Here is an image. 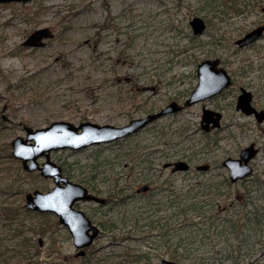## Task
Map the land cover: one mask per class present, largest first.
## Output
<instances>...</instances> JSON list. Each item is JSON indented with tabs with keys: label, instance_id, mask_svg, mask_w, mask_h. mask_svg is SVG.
Instances as JSON below:
<instances>
[{
	"label": "rangeland",
	"instance_id": "374dc122",
	"mask_svg": "<svg viewBox=\"0 0 264 264\" xmlns=\"http://www.w3.org/2000/svg\"><path fill=\"white\" fill-rule=\"evenodd\" d=\"M250 2L253 7L248 6ZM262 9L264 0H31L0 4V205L8 211L20 210L16 220L23 234L35 236L37 250L32 248L31 258L26 260L63 264L77 249L67 227L57 224L53 214H28L20 207L26 193L54 185L53 179L39 172H27L12 155L11 141L26 136L24 126L36 129L55 120L124 125L174 98L184 99L197 82L195 63L220 56L235 70V77L227 93L209 102L225 108L224 126L218 135L204 136L200 131L201 104L196 103L130 136L80 150H55L51 158L71 180L84 185L85 180L90 182L108 199L104 205L94 201L79 205L94 222L104 223L87 249L86 264H162V258L150 251V244L164 250L180 237L184 241L179 248L181 260L174 259L180 264H210L211 256L217 259L224 254L264 264V131L252 116L235 109L240 84L256 85V102L264 106V38L242 49L235 43L264 20L262 14H253ZM194 15L207 20L202 35L192 31L189 20ZM47 26L54 36L47 38L44 46L23 45L33 30ZM251 142L260 147L253 161L254 172L232 188H224L229 193L221 199L223 206L204 204L203 213L180 214L170 222L166 221L171 208L154 213L156 201L169 200L171 194H184L187 189H192L191 196L203 198L206 180L228 176L223 158L237 155ZM177 159L194 160L195 164L211 161L212 167L200 172L193 163L189 172L173 173L164 166L165 161ZM144 183L152 185L154 194L137 192ZM164 213V221L174 230L167 236L152 237L153 231L162 229H152L150 222ZM244 216L259 224L231 225ZM185 218L203 222L180 224ZM2 219L0 213V240L7 235L5 243L11 248L16 238L10 236L13 232L7 234ZM219 223L218 228L211 226ZM40 226L46 228V234L35 233ZM204 229L210 238L202 242ZM1 251L0 264H4L11 251ZM73 259L68 264L82 261Z\"/></svg>",
	"mask_w": 264,
	"mask_h": 264
},
{
	"label": "water",
	"instance_id": "95a60500",
	"mask_svg": "<svg viewBox=\"0 0 264 264\" xmlns=\"http://www.w3.org/2000/svg\"><path fill=\"white\" fill-rule=\"evenodd\" d=\"M12 1L28 2L30 0H0V3ZM194 34H201L206 29V21L203 17L195 15L190 19ZM264 27L261 26L237 40L240 46H244L262 34ZM53 37L49 27H41L34 30L23 42L27 46H44L45 38ZM219 59L207 60L199 66V84L191 92L183 104L177 100L170 101L159 111L150 112L142 117L131 119L128 123L117 126L113 124H99L92 121H84L76 125L67 120H55L49 125L34 129L26 125V137L17 136L12 140L13 155L22 159L23 167L28 171L39 170L44 177H52L55 185L47 191L34 190L26 194L25 207L41 212H52L59 217L60 223L67 226L76 248L80 250L76 256L84 255L86 247L90 246L99 235L100 228L92 222L84 210L76 208L75 203L80 200H94L105 203L104 197L98 196L80 182L72 181L63 174L62 167L51 159L53 150L72 148L78 150L95 144L108 143L119 138L128 136L154 120L181 110L185 106L192 105L209 96L222 91L231 82V76L224 68L216 70ZM237 108L246 114L254 113L259 121L264 120V110L256 109L252 104V93L243 89L238 97ZM216 113L217 117H209V114ZM212 127L221 125V113L212 110H205L203 122L210 123ZM209 129L208 127H205ZM258 149L254 143L244 147L239 157H227L223 164L230 170L232 181L243 179L253 173L250 160L256 155ZM44 156L45 161L41 164L39 158ZM170 165L166 163L165 166ZM189 164L180 160L174 163V170H187ZM198 168L207 169V164L199 165ZM147 184H143L138 191H146ZM40 243L42 241L39 238ZM163 264H179L174 260L163 259Z\"/></svg>",
	"mask_w": 264,
	"mask_h": 264
},
{
	"label": "flooded vegetation",
	"instance_id": "af4514ba",
	"mask_svg": "<svg viewBox=\"0 0 264 264\" xmlns=\"http://www.w3.org/2000/svg\"><path fill=\"white\" fill-rule=\"evenodd\" d=\"M252 5V7H253V4L250 2L249 4H248V6H251ZM249 9V8H248ZM244 12V11H243ZM253 13L254 11H252V10H246L245 11V13ZM253 14H256V15H260L261 16V14L264 16V9H262L261 11H256L255 13H253ZM207 21V20H206ZM261 26H263L264 27V20L263 21H261V22H257V24H254L253 25V27H251V28H249L242 36H240V37H238L237 39H236V44L238 45V47L240 48V49H242V48H246V47H250V46H252V45H254L256 42H258L259 40H261L262 38H264V30H263V32H262V34L260 35V36H258L256 39H254L252 42H250V43H248V44H246V45H244V46H240L238 43H237V40L238 39H240V38H242L243 36H245L248 32H250V31H252V30H254V29H256V28H259V27H261ZM207 29V28H206ZM206 29H205V31L203 32V33H205L206 32ZM203 33H201V34H198V35H202ZM221 39H219V41H220ZM214 43L215 44H218V41H214ZM219 59V64L217 65V68H216V70H219L220 68H224L226 71H227V73L231 76V82H230V84L228 85V86H226L225 88H223L222 89V91H220L219 93H216V94H214V95H212V96H209V97H207V98H205V99H203V100H201V101H198V102H196V103H199V104H201V112H200V114H199V124H200V131H202V133H203V135L204 136H210V135H218V133H219V131H220V129L224 126L223 124H224V118H225V108H221V107H219V106H212V105H210V103L213 101V100H215L216 98H218V97H221L223 94H225V93H227V91H229L230 90V88L234 85V77H235V74H234V72H235V70L233 69V68H230L229 66H228V64H226V62H225V60L222 58V57H220V56H214V57H211V56H208V57H204V58H201V59H199L196 63H195V69H194V76H195V79H196V84H195V86H194V88L191 90V92L197 87V85L199 84V81H200V78H199V66L203 63V62H205V61H207V60H211V61H213V60H215V59ZM245 69V68H244ZM243 69V70H244ZM243 73H246V71H243ZM242 75V74H241ZM250 82H252V81H248L247 83H250ZM260 87V93H261V86H259ZM243 89H246V90H248V91H250L251 93H252V104H253V106L256 108V109H258V110H264V106H261V104H259V103H257L256 102V97H255V89H257V87H256V85H252V84H246V85H242V84H240L239 85V88H238V93H237V95H236V103H235V109H236V111L237 112H240L241 114H243V115H247V116H252L254 119H255V123H256V125L258 126V127H260V128H262L263 129V131H264V120L263 121H259L258 119H257V117H256V115L254 114V113H252V114H246L245 112H243L241 109H239V108H237V101H238V97H239V95L242 93V91H243ZM191 92L184 98V99H181V98H179L178 99V97H177V99L176 98H174V99H172V100H177L179 103H181V104H183L184 102H185V100L188 98V96L191 94ZM185 96V95H184ZM172 100H170V101H172ZM169 101V102H170ZM168 102V103H169ZM210 102V103H209ZM167 103V104H168ZM196 103H194V104H196ZM166 104V105H167ZM194 104H192V105H194ZM192 105H189V106H185L184 108H182L181 110H179V111H176V112H172V113H169V114H166V115H177V114H180L182 111H184V110H186L187 108H189V107H191ZM165 106V105H164ZM163 106V107H164ZM163 107H161V108H163ZM160 108V109H161ZM205 110H212V111H215V112H220L221 113V125L220 126H218V127H212V124L214 123L213 122V120H211L210 121V123H207L206 121H204L203 122V115H204V113H205ZM166 115H164V116H166ZM209 117H212V118H215V117H217V114L216 113H212V114H209L208 115ZM163 117V116H162ZM241 124V123H240ZM149 125V124H148ZM209 126V129H206L205 127H208ZM146 127V126H145ZM144 127V128H145ZM143 129V128H142ZM130 136V135H129ZM251 143H254L255 144V147L258 149V151H257V153H256V155L250 160V164H251V166L253 167V172H254V163H253V161H254V158L257 156V154L260 152V147L255 143V142H251ZM251 143H249L248 145H250ZM12 145V144H11ZM248 145H245L244 147H246V146H248ZM244 147H242L241 148V150L239 151V153L237 154V155H226L224 158H223V160L221 161V163H222V165L224 166V167H226L224 164H223V161L225 160V158H227V157H239L240 156V153H241V151H242V149L244 148ZM13 148V147H12ZM13 155V154H12ZM180 160H184V161H186L188 164H189V168L187 169V170H174V163L175 162H177V161H180ZM43 161L44 160H40L39 159V162L42 164L43 163ZM21 162H22V160H21ZM166 163H169L170 165H168V166H165V164ZM194 163V164H193ZM192 164L194 165V169L195 170H198V171H200V172H206V171H208V170H210L211 169V167H212V163H211V161H205V162H200V163H197V164H195V161L194 160H187V159H177V160H168V161H165L164 162V166L165 167H168V168H171V172H178V171H181V172H189L192 168H193V166H192ZM202 164H207L208 165V168L207 169H201V168H198V166L199 165H202ZM22 167H23V163H22ZM24 168V167H23ZM227 168V167H226ZM63 169V168H62ZM227 170H228V176H226V177H228L229 178V181L232 183V184H235L236 185V183H239V182H241V181H243L244 179H246V178H248V177H246V178H243V179H238V180H236V181H232L231 180V178H230V170L227 168ZM36 172H39L40 173V171L39 170H35ZM35 171H30V172H35ZM28 172V171H27ZM63 173L65 174V172L63 171ZM40 175H41V173H40ZM51 179H53V178H51ZM53 182H54V179H53ZM55 184V183H54ZM145 184H147L148 185V189L146 190V191H138V189H137V192H142V193H151V195L152 194H154L153 192H154V190L155 189H153V187H152V185L150 184V183H145ZM54 186V185H53ZM52 186V187H53ZM88 189H89V191L90 192H92V193H94V194H96V195H98V196H101L100 195V193H101V191H99L97 188H93V187H89L88 185H85ZM140 187V186H139ZM138 187V188H139ZM227 189H229L228 188V186L226 187ZM232 188V187H231ZM50 189H52V188H50ZM172 195V198H170L169 200H166V201H162V202H160V201H156L154 204H155V207H154V213H157V211H164L165 209V207H168V208H171L173 211H171V213L168 215V219H167V222H169L171 219L173 220V219H175L176 220V218H177V216H179L182 212H183V200H184V194H181V193H177V194H171ZM101 197H104L105 199H106V201H105V203H100V202H97L98 204H100V205H104V204H106V203H108V199L105 197V196H101ZM229 197V196H228ZM82 201H94V200H82ZM82 201H77L76 203H75V207L76 208H79V209H82L79 205H80V203L82 202ZM94 202H96V201H94ZM82 210H84V209H82ZM85 211V210H84ZM85 213L87 214V212L85 211ZM166 213H164L163 215H160V216H157V219H155L153 222H158V226L157 227H155V228H152V229H156V228H159V229H162L161 228V226H162V224L163 223H165V219L167 218V215H165ZM56 218H57V220H59L58 219V217L55 215V214H53ZM88 216H89V214H87ZM90 217V216H89ZM92 219V218H91ZM92 221H93V223H95L97 226H99V228H100V233H101V231H102V229H101V227H100V225L102 226V224L101 223H99V224H97L96 222H94V220L92 219ZM153 224V223H152ZM166 225V224H165ZM170 230H174V229H172L171 227H169L168 225H166L163 229H162V232H159V231H157L158 233H156L155 231H153L152 232V237H156V236H160V237H163V236H167L169 233H170ZM179 230V228H177V230H175V231H177V233L179 232L178 231ZM174 232V231H173ZM156 242V241H155ZM165 242V241H164ZM164 242H163V246H164ZM154 243V242H153ZM150 244V251L151 252H153L154 254H157V255H159L162 259H161V263L163 264V259H165V258H167V257H170L169 256V247L168 246H166L165 248L166 249H164V250H161V249H159L158 248V245H155V244ZM90 247V246H89ZM88 247V248H89ZM178 253H180V251L178 250ZM74 257H75V254H74ZM211 263L210 264H254V263H252V262H249V261H240L239 259H237L234 255H229V254H224V255H220L217 259H215L213 256H211ZM180 264V263H179Z\"/></svg>",
	"mask_w": 264,
	"mask_h": 264
},
{
	"label": "trees",
	"instance_id": "16d2710c",
	"mask_svg": "<svg viewBox=\"0 0 264 264\" xmlns=\"http://www.w3.org/2000/svg\"><path fill=\"white\" fill-rule=\"evenodd\" d=\"M85 184H87L89 187H94L93 184H91L90 182H88L86 180H85ZM202 185H205L206 189L201 191L200 196H203V198H201V199H198V196L195 194H194V196L190 195V193L192 192L191 191L192 189H187L185 191L184 200H183L184 205L182 206L183 212L181 214H185V213L192 212V211H196L197 213H203V205L204 204H208L209 206H213V207H215L217 205L223 206L224 201H222L221 199H223L224 195L227 192L229 193L228 190L224 191V188L227 186H228V188L229 187L231 188L235 184H232L229 181L228 177H224L223 179H219V178L208 179ZM119 191H123V189H120ZM231 197L234 198V196L233 195L231 196V194H230V198ZM205 198H207V199H205ZM206 200L208 202H206ZM0 207H1V210H0L1 216L2 215L4 216V219H2V224L4 225L5 229L7 228V234H8V231L13 232V233H11L12 235H10V236L15 235L14 238H16L15 243L11 244L10 245L11 248H10L9 245H6V243H5L7 235L6 236L4 235L3 237H1L2 239L0 240V249L1 250L4 249V252L11 251L9 253V255L4 258V264H39V263H36L37 259H35L33 261H31L32 259L26 260L27 258H31L29 253L31 252L32 248L34 250H37L38 245L34 240V237H35L34 235L29 236L27 234H23L22 225L19 221L16 220L18 214L21 211L17 210V209H15L14 211H8L9 208L4 207L3 204H1ZM20 207H24V205L21 204ZM228 208H229V206H227L225 208V210H227ZM23 209L28 214H31V213H37L38 214V212L31 211V210L25 209V208H23ZM7 211H8V213H7ZM43 215L45 216V214H43ZM190 220L191 219H189V218H185V219L180 221V224H183V222H190ZM55 222L58 224L57 220ZM166 222L162 224V226H161L162 229L167 225ZM200 222H203V221L199 220V221H195V223L193 221H191L190 223L193 226H195L196 223H200ZM45 223H47V221H45ZM150 223H151L150 224L151 228H155L158 226V222L155 223V222L151 221ZM101 224L103 225L104 223L101 222ZM245 224H252L255 226V225H258L259 223H258V220H253L250 216H247V217L244 216V217H239L238 219H236L231 225L243 226ZM211 226H215V228H218L220 226V223L219 224H212ZM169 227H171V225ZM200 228H202V227H199L196 231L197 237H198V235H200L198 233ZM176 230H177V228H176ZM206 231H207V229H204L203 233H201L202 235L200 238H201L202 242H205V239L210 238V235L209 234L207 235ZM217 232H219V229ZM35 233L46 234L47 233L46 228L44 226H40V228H38V230H35ZM217 236H218V239H220L222 237V232L220 235H217ZM50 237L52 238L53 235L51 234ZM183 244H184L183 238L180 237L177 240L175 245H173V244L168 245V247H169V250H168L169 253L168 254H169L170 258L176 259V260H181V253H178V250ZM4 245H6L5 248H3ZM170 245H172L173 247H171ZM0 254L3 255L4 253H2V251H1ZM23 260H24V262H22ZM72 260H75V259H70V260L64 259L62 261V263L68 264ZM76 260H82L80 264H86V262H84V257L77 258ZM137 260H139V258H137ZM94 264H100V263L97 261Z\"/></svg>",
	"mask_w": 264,
	"mask_h": 264
}]
</instances>
